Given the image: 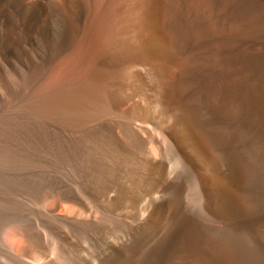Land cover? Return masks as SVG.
<instances>
[{
	"label": "bare ground",
	"instance_id": "bare-ground-1",
	"mask_svg": "<svg viewBox=\"0 0 264 264\" xmlns=\"http://www.w3.org/2000/svg\"><path fill=\"white\" fill-rule=\"evenodd\" d=\"M22 1L36 41L71 28L61 65L91 0ZM113 4L96 79L0 125V264H264V0H134L129 37Z\"/></svg>",
	"mask_w": 264,
	"mask_h": 264
},
{
	"label": "rangeland",
	"instance_id": "rangeland-1",
	"mask_svg": "<svg viewBox=\"0 0 264 264\" xmlns=\"http://www.w3.org/2000/svg\"><path fill=\"white\" fill-rule=\"evenodd\" d=\"M94 1L95 0H91V7L88 17L89 19L88 22H90L91 24L87 23L88 27L86 25L87 28L85 29V31L83 28L82 35H80L81 34L80 32L79 34L80 38L78 39L79 44L77 43L78 45L76 49L73 51L74 53L72 52L73 54L71 53L67 58V60L63 62L61 65H55L52 68H50L51 64L49 63L51 59L55 56V52L59 50V48H61L62 46L63 47L66 46L64 50H67L68 46L70 47L71 40H69L68 37L70 39L72 38L71 36L73 32L72 33L70 32L71 28L69 29L70 31L68 30V33H64L63 35L59 34V31L55 30V27L53 25H51V32L49 31V33H46L42 28L43 31L42 29L40 30L39 37L43 41L42 42L40 40L36 41L35 36L33 34L35 24H34L32 4L30 3L26 4V2H29L26 1L23 6L22 0H0V125L7 121H11V120L16 121L17 119H18L17 121H23V123H25V120L31 117L30 115L31 109L34 108L36 105L49 100L52 96H58L65 91L75 88L80 84V82L81 84H85L86 82H88V80L93 81L94 79H96V76L98 75L97 70L99 69V60L97 57V51L95 48L94 39L98 34L99 30H104V28L108 29L110 27V23L108 20L110 19V12H111L110 8L113 1L115 3L113 4L114 9L116 8V10L114 11H116L118 14L124 13L123 19L125 25L128 26V27L126 26L127 28L125 29L126 31L128 30L127 36L129 37L131 35L130 31H133L132 34L136 33L134 32L136 29V24L134 23L133 16H131V12H132L131 4L134 0H116L117 2L115 0H111V1L96 0L95 3ZM95 5L98 7H96ZM57 14L59 15V12H57ZM39 21L41 20H38V22ZM81 21L83 22L82 19ZM43 23L44 22L42 21L41 24ZM105 23L109 25H107L106 27ZM83 32H86L85 33L86 35L83 34ZM124 38H126L124 34H118L114 36L116 42L127 39ZM53 41L55 42L53 43ZM34 44H36L39 47L38 54L40 55L39 56L40 59H37L35 57ZM41 45L44 46L42 47ZM40 51H42V53ZM51 54H53L54 56ZM126 60L112 67L114 71L113 77L115 78L114 82L118 78L117 80L118 82L121 81L123 85H127L131 87L137 83V82L136 83L133 82L135 81V77H136V79L138 78L141 83V85L137 84V86H140V88L138 92H135V95H137L136 99H138L143 94V91H140L141 88L143 87H144L143 89L146 92H148L150 96L151 94L153 95L150 89L152 87L151 85H154V82L152 81L153 78H151L152 77L151 73L148 70L152 67L150 61L145 59L143 60L136 52L132 58H126ZM36 72L38 73L36 74ZM129 73L132 75L136 73L137 75L136 74L133 76L128 75ZM144 76L146 79L144 78ZM129 78L132 80H129ZM85 79L87 81H85ZM114 87L115 89L116 88L118 89L119 85L117 84ZM25 125L27 126V124ZM1 146L3 145L0 144V147ZM171 160L170 161L173 166H178L179 161L177 160L179 159L176 158L172 159L171 157ZM10 163L11 162L7 160L6 161L2 160L0 162V165L5 167L6 164L9 165ZM30 163L31 162H26L24 165ZM194 190L195 189L193 188V186L192 187L189 186L186 188L185 194L188 192L186 195L194 197L195 195H197L196 191ZM189 191L190 193H192V195H190ZM19 196L24 197V194L21 193L19 194Z\"/></svg>",
	"mask_w": 264,
	"mask_h": 264
}]
</instances>
